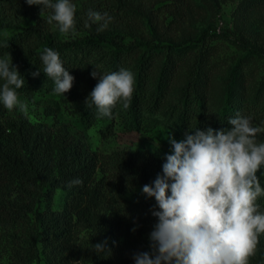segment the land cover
<instances>
[{"label": "trees", "instance_id": "16d2710c", "mask_svg": "<svg viewBox=\"0 0 264 264\" xmlns=\"http://www.w3.org/2000/svg\"><path fill=\"white\" fill-rule=\"evenodd\" d=\"M76 1L74 27L78 35L73 38L71 32L62 35L53 29V23H47L52 9L44 8L40 15L41 5L29 6L26 0H0V58L10 53L7 59L12 60L25 80L23 87L16 89L17 93L54 91V81L44 74L40 59L45 48H52L59 53L62 66L75 78L68 93L80 99L77 123L83 129L88 128L101 118H97L95 105L88 107L84 103L89 93L81 98L78 86L92 82V91L98 82L91 76L94 68L99 74L127 69L132 50L145 46L133 65L129 107L125 109L121 107L123 101L117 102L111 117L113 120L117 116L124 126L138 129L143 113L153 112L163 104L181 62L199 49L200 53L190 64L188 80L180 90L177 125L191 130L228 128L229 118L237 113L250 117L251 122L264 121V91L261 87L253 93H248L245 87L241 91L236 85L234 71L228 78L222 105L216 112L207 109L203 99L209 83L208 70L204 66L207 41L227 38L215 27H205L196 38L149 44L135 38L128 40L131 33L127 26L140 11L132 0ZM89 9L107 12L113 18L106 29L98 32V25L90 21L91 26L85 27ZM8 21L13 25L5 33L10 27ZM246 46L264 54L251 45ZM164 53L165 59L155 75V62ZM38 68L40 75L34 78L31 73ZM4 82L0 78V86ZM88 104H91L90 98ZM96 170V158L88 150L81 132L65 123H36L24 115L12 116L0 106V225L15 228L12 237L18 246L13 248L12 264L39 261L43 247L48 250V264H68L72 254L117 264V232L126 217L136 215H132L117 197L109 199L106 183L102 177H97ZM257 176L264 189V173H257ZM75 179L83 183L69 187V182ZM56 196L62 198L61 205L56 204ZM256 204L258 212L264 213V194L257 198ZM107 210L112 214L106 230L104 211ZM141 215L143 222L153 218L150 212ZM80 227L93 230L92 245L107 241L110 252L98 255L93 246L76 250L74 236ZM118 264L125 263L119 260Z\"/></svg>", "mask_w": 264, "mask_h": 264}, {"label": "rangeland", "instance_id": "374dc122", "mask_svg": "<svg viewBox=\"0 0 264 264\" xmlns=\"http://www.w3.org/2000/svg\"><path fill=\"white\" fill-rule=\"evenodd\" d=\"M132 1L140 7V11L127 26V31L131 33L128 40L135 38L149 44L180 41L196 38L207 26L215 27L227 37L210 38L207 41L204 66L208 70L209 83L203 99L209 111L216 112L222 105L232 71L241 91L244 87L248 93H253L257 87L264 91V54L253 52L246 46L251 45L264 53V0ZM70 3L76 7L77 1L70 0ZM8 23L10 27L4 30L5 33L13 25L12 22ZM53 25L54 30H59L56 22ZM144 49L145 46H140L132 50L126 67L132 74L136 58ZM198 53L199 49L181 62L163 104L153 112L145 111L138 129L124 126L117 120V116L113 120L108 117L97 119L91 126L83 129L77 123L80 99L75 95L68 92L62 95L44 89L33 93H17L18 99L27 105L26 117L30 121L65 123L82 133L88 150L96 158L97 177L104 179L109 199L117 197L131 210L132 215H136L134 218L126 217L117 232V260L124 261L125 264H134V254L150 251L149 234L156 219L151 216L153 218L150 221L143 222L141 213H151L156 201L154 198H146L141 190L143 185L151 184L157 174H162L165 157L171 154L167 134L181 140L185 132L191 130L180 128L175 120L181 102L180 90L188 80L190 64ZM164 59L165 53L157 58L153 68L155 75ZM92 85V82L86 81L78 86L81 98L87 97ZM0 106L6 109L2 103ZM6 111L12 116L24 115L18 110V106ZM120 112L124 113L123 110ZM252 125L264 128V121L254 120ZM256 142L264 143V131L257 134ZM257 173H264V165H261ZM61 202L62 198L56 196V204L61 205ZM111 214L112 211H104L106 230ZM14 230L13 227L0 225V264L13 263V248L18 246L12 237ZM92 234L91 228H78L74 236L76 250L90 248ZM258 241L255 254L249 257L248 264H264V233L258 236ZM47 256L48 250L43 247L40 260L32 264H48ZM77 256L70 255L68 264H109Z\"/></svg>", "mask_w": 264, "mask_h": 264}, {"label": "clouds", "instance_id": "9594fccd", "mask_svg": "<svg viewBox=\"0 0 264 264\" xmlns=\"http://www.w3.org/2000/svg\"><path fill=\"white\" fill-rule=\"evenodd\" d=\"M26 3L41 5L40 15L44 8L52 9L47 23L56 22L61 33L71 32L73 38L78 35L76 7L70 0ZM112 19L107 12L89 9L85 27L91 26L90 21L98 25V32L103 31ZM40 59L44 74L54 81V91L67 93L75 78L62 66L59 53L45 48ZM40 72L38 68L31 75L35 78ZM91 76L98 82L84 103L95 105L97 118H111L119 101L123 108L129 107L134 83L129 70L99 74L94 68ZM0 78L5 81L0 86V103L8 110L18 106L27 116V105L16 91L25 80L12 60L0 58ZM227 123L230 127L222 129L197 127L185 132L181 140L167 134L171 154L165 157L162 174L141 190L146 198L156 201L151 209L156 223L149 234L150 251L134 254V264H248L255 254L258 236L264 233V213L258 212L256 204L264 194L257 176L264 165V143H257L256 137L264 128L254 127L250 117L239 113ZM82 183L75 179L68 186ZM92 246L98 255L110 252L107 241Z\"/></svg>", "mask_w": 264, "mask_h": 264}]
</instances>
